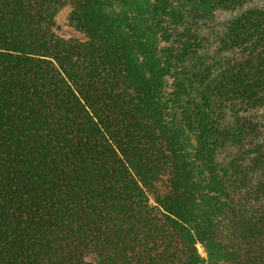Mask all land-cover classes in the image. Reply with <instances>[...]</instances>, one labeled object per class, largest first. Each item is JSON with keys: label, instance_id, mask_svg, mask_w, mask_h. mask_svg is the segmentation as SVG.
<instances>
[{"label": "trees", "instance_id": "1", "mask_svg": "<svg viewBox=\"0 0 264 264\" xmlns=\"http://www.w3.org/2000/svg\"><path fill=\"white\" fill-rule=\"evenodd\" d=\"M67 2L0 0V264H264V0Z\"/></svg>", "mask_w": 264, "mask_h": 264}, {"label": "rangeland", "instance_id": "2", "mask_svg": "<svg viewBox=\"0 0 264 264\" xmlns=\"http://www.w3.org/2000/svg\"><path fill=\"white\" fill-rule=\"evenodd\" d=\"M72 0H68L66 6L58 13L56 17V27L58 34L65 39H79L85 40L84 36L70 25L69 16L73 8L71 5ZM199 251L206 257L204 248L200 245Z\"/></svg>", "mask_w": 264, "mask_h": 264}]
</instances>
